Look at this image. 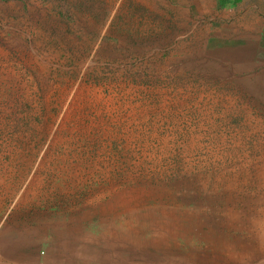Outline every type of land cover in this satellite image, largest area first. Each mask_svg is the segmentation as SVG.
<instances>
[{
  "label": "rangeland",
  "instance_id": "1",
  "mask_svg": "<svg viewBox=\"0 0 264 264\" xmlns=\"http://www.w3.org/2000/svg\"><path fill=\"white\" fill-rule=\"evenodd\" d=\"M245 15L264 0H0V230L264 264V69L217 47Z\"/></svg>",
  "mask_w": 264,
  "mask_h": 264
},
{
  "label": "crops",
  "instance_id": "2",
  "mask_svg": "<svg viewBox=\"0 0 264 264\" xmlns=\"http://www.w3.org/2000/svg\"><path fill=\"white\" fill-rule=\"evenodd\" d=\"M204 1L216 2L201 0ZM238 19L234 21L238 26L251 19L252 25L242 27L241 30H245L242 34L250 33L247 37H236L237 34L233 39L227 37L217 47H231L232 52L228 55L233 56L241 70H253L260 66L264 69V34L260 33L264 32V22L259 17L249 15ZM211 22L214 24L212 20ZM24 225L22 222L19 227L0 230V264H99L101 261L97 256V248H93V245L88 246V249L83 248L80 243L78 247L64 245L62 236L58 234L61 231L57 224L36 222L28 225L27 229V225ZM130 259V256L113 255L112 258H107L106 264H155L142 257L133 263Z\"/></svg>",
  "mask_w": 264,
  "mask_h": 264
}]
</instances>
